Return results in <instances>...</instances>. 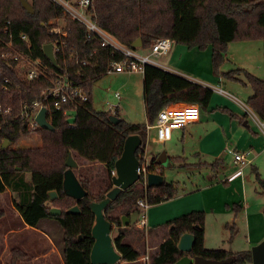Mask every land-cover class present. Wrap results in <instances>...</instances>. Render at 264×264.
Masks as SVG:
<instances>
[{"label": "trees", "instance_id": "obj_1", "mask_svg": "<svg viewBox=\"0 0 264 264\" xmlns=\"http://www.w3.org/2000/svg\"><path fill=\"white\" fill-rule=\"evenodd\" d=\"M27 1L33 9L31 15L22 9L19 0H0V105L12 104L18 111L21 102L30 105L51 87L50 81L43 76L33 81L23 78L16 62L2 57L8 49L6 44L9 41L24 55L39 60L53 75L65 74L69 81L83 89L88 100L77 106L72 126L60 112L49 110L46 118L52 131H36L42 140L41 148H3L5 142L13 146L21 137L30 133L26 122L15 120L0 130V194L10 191L16 196L14 208L28 227L38 228L43 220L58 224L62 231L63 264H91L89 256L94 243L91 235L94 215L89 205L102 201L110 188L93 195L90 192V180L80 176L77 180L88 195L78 202L66 197L62 183L67 169L64 165L67 155L74 153L87 163L102 164L106 167L108 179H111V172L122 154L126 138L138 135L144 141L146 129L122 120L119 124L112 125L107 121L111 113L96 111L93 107L91 92L94 82L106 74L111 62L120 61L121 56L108 47H102L99 39H87L85 29L76 22L67 21L66 37L52 35L49 22L60 17L61 10L48 0ZM91 13L93 21L120 44L131 48L140 39L141 48L134 49L137 51L149 49L155 38H169L175 45L187 50L197 48L199 52H205L210 48L209 64L213 77L236 80L238 72L223 73L219 70L223 62L222 52L236 38L261 40L264 61V0H94ZM7 21L10 25L5 33L4 23ZM22 34L27 36L28 44L20 40ZM46 44L59 47L58 52L54 53L56 68L43 53L42 48ZM83 61L91 65H82ZM246 77L252 91L246 105L264 122V75L262 79L249 74ZM212 96L211 89L175 72L150 65L144 68L142 97L150 125L154 123L158 112L169 103L197 105L200 112L204 113ZM216 110L236 119L225 108L217 107ZM114 115H117V111ZM245 119L243 117L241 123ZM143 148L136 152L139 162ZM182 160L184 159H175L176 162ZM215 163L216 167L220 164L219 161ZM147 168L149 172L162 174L160 167ZM253 172L256 181L264 186L256 168ZM25 174L31 175L29 182ZM50 191L57 194L51 207L61 210L59 217L48 215L51 207L47 193ZM174 192V187L164 182L157 188L146 187L144 197L149 205H155L170 200ZM128 193L129 190L121 192L103 211L105 219L112 226H121L120 218L113 217L110 213L118 204L126 201ZM73 206L79 208L78 215L66 213ZM2 215L0 212V217ZM166 225L169 228L168 238L159 245L150 264H174L186 255L177 248L180 236L185 233L195 237L192 250L187 254L189 257L214 261L233 259L232 264L251 263L250 251L234 253L204 247L202 212H191L168 221ZM114 245L121 255V262L133 263L139 259V252L124 241L121 232L115 236ZM14 253L13 264H17L19 255L18 252Z\"/></svg>", "mask_w": 264, "mask_h": 264}, {"label": "rangeland", "instance_id": "obj_2", "mask_svg": "<svg viewBox=\"0 0 264 264\" xmlns=\"http://www.w3.org/2000/svg\"><path fill=\"white\" fill-rule=\"evenodd\" d=\"M210 52V48L205 52H199L197 48L187 50L185 47L174 44L167 56L152 57L154 62L164 67V70L168 69L171 72L181 73L185 77L202 80L216 90H212L213 96L207 111L200 113V121L189 124L182 131L174 132L170 141L158 143L154 131L147 133L146 130L143 143H147L146 147L144 146L147 165L157 168L153 162L162 160L160 168L163 179L166 184H171L174 187V196L170 200L150 205L147 210L140 212L135 225L114 226V228L112 226L111 237L114 239L117 233L121 232L124 235V241L138 250L139 258L147 257L148 264L151 263L154 253L157 252L155 247L168 238L169 228L166 223L191 212H202L204 215L206 248L234 253L251 251L253 246L264 240V186L256 181L253 172V169L256 168L264 181V134L251 119L250 112L241 108L242 105L249 108L246 104L252 96L246 74L258 79L263 78V42L252 38H236L222 52L223 62L219 70L223 73L238 72L235 76L236 80L223 79L222 77L207 79V77H212L209 64ZM147 53L144 51L140 54ZM188 69L195 70L199 75ZM142 77L143 75L139 73L103 75L92 86L94 109L109 113L117 111L116 116L130 125L150 126L143 104ZM217 90H221L223 93H219ZM116 92L120 94V100L114 97ZM236 100L241 105H238ZM178 105L186 104L169 103L165 106ZM112 106H117V109L110 111ZM217 107L225 108L239 118L245 116L247 126H244L238 119H231L228 114L216 110ZM69 114L72 116L69 124H73L75 112H69ZM41 146V137L37 132H31L21 137L15 145H8L6 148L28 150L38 149ZM247 148L251 152L250 159L253 166L244 167L240 169L242 172L239 173V167L232 164V156L227 153V150L244 152ZM222 153L225 164L223 168H217L215 162L218 161V155ZM71 155L78 165L74 169L76 178L87 177L90 180V192L93 195L104 192L107 188L112 189L106 167L98 168L78 158L74 153ZM176 158L184 160L181 161L182 163L176 162ZM223 170L227 174L236 172L235 176L228 181L226 186L209 188L216 181L222 179L218 173ZM25 178L29 182L31 175L25 174ZM128 190L126 201L118 204L111 211V216L118 218L127 216L136 209L139 199L146 198L144 197L145 189L140 184L136 183ZM14 196L12 192L6 191L0 199V210L5 212L4 219L8 224H11L12 219L16 217L12 211L14 198L16 199ZM234 205L240 206L241 210L234 212ZM49 206L51 207V203ZM142 215L146 217L145 228L138 226ZM4 219L0 220V225ZM44 223L39 224L37 231L21 229L12 235L13 241L17 240L18 243L21 242L26 246L25 252L39 257L36 264H45L40 260L48 246V242L39 232L40 230L53 240L61 253L63 250L62 231L58 224L51 220ZM32 245L33 247L36 245V249L39 251H43V249L45 251L40 253L37 250H31ZM10 250L11 248H5L0 241V263H10ZM28 261V259L25 260V264H30ZM118 264L126 263L119 262Z\"/></svg>", "mask_w": 264, "mask_h": 264}, {"label": "built area", "instance_id": "obj_3", "mask_svg": "<svg viewBox=\"0 0 264 264\" xmlns=\"http://www.w3.org/2000/svg\"><path fill=\"white\" fill-rule=\"evenodd\" d=\"M51 4L58 7L61 10V16L52 19L49 24L51 26L50 33L52 35L66 37L67 21L76 22L80 24L86 31L87 39L97 38L101 42L102 47H108L113 52L118 53L121 56L120 61L111 62L106 70V74H132V73H144V68L147 65L164 69V67L153 61L156 57L167 56L174 45V41L169 38H155L151 41L149 49L145 51L147 54L143 55L138 53L137 50L126 47L120 44L114 37L102 30L92 19L91 8L94 0H48ZM9 21L4 23V32H8ZM20 40L28 44V38L26 35H20ZM7 51L2 54L5 59L12 60L17 63L19 72L23 78L33 81L37 80L39 76L47 78L51 87L41 93L39 99L35 100L32 104L28 105L26 102L20 103V108L16 111L13 105H0V130L3 127L10 125L15 120H21L27 123L28 131L36 132L40 129L36 122V116L42 108L47 110H53L60 112L70 123L71 115L69 112H75L80 103L88 100L87 94L83 89L75 85L72 81H69L65 74L53 75L48 72L46 68L37 59L24 55L18 48L12 46V42L7 44ZM53 54L58 52L59 47L52 45ZM82 65H91L90 63L82 62ZM7 83V80H4ZM5 89V86L3 87ZM219 93H223L221 90H217ZM114 97L117 100L121 99L118 92L114 93ZM238 105H241L236 100ZM241 108H245L250 112L251 119L258 125L264 134V122L260 121L258 117L247 108L242 105ZM117 109L116 107H110ZM111 114H115L114 112ZM200 118V109L197 105H178L174 107H163L152 125L145 127L147 133L154 131L156 140L158 143H166L171 140L175 131L184 130L189 123L197 122ZM73 124H70L72 126ZM147 144V143H146ZM146 144L144 146L146 147ZM145 148H143L142 155L140 154V165L137 169V173L140 176L143 187L146 188L148 165L146 162ZM227 153L232 156L233 162L240 169L247 167L251 164L250 155L251 152L246 150L244 152H236L233 150H227ZM114 170L111 172V176H114ZM149 203L146 198H141L137 201V209L143 212L148 209ZM141 228L146 227V217L142 215L140 222L138 223ZM147 260V258H146Z\"/></svg>", "mask_w": 264, "mask_h": 264}, {"label": "water", "instance_id": "obj_4", "mask_svg": "<svg viewBox=\"0 0 264 264\" xmlns=\"http://www.w3.org/2000/svg\"><path fill=\"white\" fill-rule=\"evenodd\" d=\"M22 9L29 15L33 14V9L27 0H19ZM141 40L137 39L132 45V49L141 48ZM43 53L46 59L56 68V60L53 54L51 44L43 46ZM47 110L42 108L36 116V122L42 130L52 131L51 125L48 123ZM107 121L112 125L120 123L121 119L114 114H110L107 117ZM9 144L4 143L3 148H6ZM144 147L142 139L138 135H130L126 138L123 146L121 156L116 160L114 164L115 175L111 177L112 189L108 191L105 198L96 203H91L89 208L94 215V225L91 229V235L94 240L90 251V263L91 264H118L121 262V255L116 250L114 245V239L111 237L112 224L104 217L103 211L106 207L114 202L121 192L127 191L139 180L137 169L139 168V161L136 158V152L139 148ZM154 165L159 168L162 166V160L159 162H153ZM152 163V164H153ZM67 168L63 175V192L66 197L78 202L85 198L88 193L81 187L78 182L74 169L78 167L76 161L69 153L64 163ZM164 183L163 175L161 173L148 172L146 187L157 188ZM48 201L51 203L57 199V194L54 191L47 193ZM67 214L78 215L80 213L77 206L66 211ZM62 212L59 208L52 207L48 211V215L52 217L61 216ZM121 224L123 226L135 225L138 220L137 212H133L129 217H120ZM195 242L194 235L185 233L180 236L177 244V248L181 253H184L182 258L176 261L174 264H232L233 259H225L221 261H214L204 259L202 257H189L192 247ZM251 264H264V240L259 244L251 248Z\"/></svg>", "mask_w": 264, "mask_h": 264}, {"label": "crops", "instance_id": "obj_5", "mask_svg": "<svg viewBox=\"0 0 264 264\" xmlns=\"http://www.w3.org/2000/svg\"><path fill=\"white\" fill-rule=\"evenodd\" d=\"M145 50H139L138 52L139 53H143ZM146 52V51H145ZM166 70H168V69H166ZM188 70H190V69H188ZM191 72L192 71H194L196 74H198L195 70H193V69H191L190 70ZM175 73H177V74H179V75H181L182 77H184V78H186L187 80H190V81H192V82H195V83H197V84H200V85H202V86H204V87H207V88H209V89H211V90H216L214 87H212V86H209L208 84H206L204 81H202V80H198V79H193V78H190V77H185V75H183V74H181V73H178V72H175ZM199 75V74H198ZM197 78V77H196ZM208 78H210V79H212V78H214L213 76L212 77H207V79ZM210 79H208V80H210ZM216 82H219V81H216ZM213 92V91H212ZM201 113V112H200ZM234 116H236V119H234V120H241L242 118H239L237 115H235L234 114ZM245 117V116H244ZM246 118V117H245ZM200 121V118H199V120L197 121V122H193V123H198ZM241 122V121H240ZM192 123V124H193ZM243 123V125L244 126H247V122H246V119L242 122ZM189 124H191V123H189ZM188 124V125H189ZM187 125V126H188ZM186 126V127H187ZM258 126V125H257ZM182 131V130H181ZM151 132V131H150ZM176 132V131H175ZM174 134V133H173ZM238 150V149H237ZM245 150H248V148L247 149H245ZM240 151H243V150H240ZM198 155H199V153H198ZM219 156V158H218V161L220 162V164H219V166L217 167V168H223V166H224V154L222 153V154H220V155H218ZM223 158V159H222ZM232 159V158H231ZM232 164L234 165V166H236L235 164H234V162H233V159H232ZM91 165H95L96 167H101V166H103L102 164H99V163H94V164H91ZM252 165V161H251V164L249 165V166H251ZM253 166V165H252ZM218 172V171H217ZM240 172H242V171H240L239 170V173ZM96 173H98V171H96ZM235 173L236 172H233V173H231V174H227V172L225 171V170H223L221 173H218V176H220V177H222V179H220L219 181H216L214 184H212L209 188H217V187H222L223 185H227L228 184V181L233 177V176H235ZM217 177V176H216ZM5 194V192L4 193H2V194H0V199L2 198V196ZM15 197V196H14ZM17 200V198L15 199L14 198V202ZM1 205H2V203H1ZM235 207H234V212L236 211V212H239V210H241V208H240V206H238V205H234ZM12 211L15 213V218H13L12 219V222H11V224H8L6 221H5V219H4V217H5V212L4 211H1L0 210V212H2L3 213V215L0 217V220L1 219H4V221H3V223L0 225V233H1V235H0V241L2 242V244H4V247L5 248H8V249H10L11 248V250H10V252H9V264H13L14 263V260H15V253L14 252H18V258H17V264H21V262H22V264H25V260H29L28 261V263H30V264H36V261L39 259V257H37L35 254H31L30 252H25L24 251V248L26 249V246L24 245V244H21V242H19L18 243V241L16 240V241H13V238H12V235L13 234H15V233H17V231H20L21 229H24L23 231H29V230H33V231H37V228H31V227H28L27 225H25L24 224V222L22 221V219L20 218V216L18 215V213H17V211L15 210V208L14 207H12ZM235 216H236V213H235ZM16 218H17V220H16ZM47 222V220H43V221H41L40 223H44V222ZM45 224V223H44ZM52 224V223H51ZM17 226H18V229H16L17 228ZM39 228V227H38ZM16 229V230H15ZM39 231V230H38ZM39 232H41L42 233V236L46 239V241L48 242V246L45 248V250H46V253L45 254H43L41 257V262L42 261H44L45 262V264H63V258H62V253L60 252V250H58V248L56 247V245L54 244V242H53V240H51L50 238H49V236L48 235H46L45 234V232H43V231H39ZM204 247H205V240H204ZM159 247V245L158 246H156L155 247V249L156 248H158ZM206 248V247H205ZM32 249H34V250H37V251H39L38 249H36V245L33 247V245H32V247H31V250ZM206 249H209V248H206ZM44 249H43V251H45ZM137 250V249H136ZM42 250L41 251H39L40 253L41 252H43ZM138 251V250H137ZM245 251H247V250H245ZM238 252H242V251H238ZM156 254V252L154 253V255ZM143 255V254H142ZM45 257V259L43 260V258ZM146 258L147 257H142V259H141V257L138 259V260H136V261H134L133 263H126V262H123V263H126V264H138V263H142V264H148V261L149 260H146ZM142 261V262H141ZM147 261V262H146ZM0 264H5V263H0Z\"/></svg>", "mask_w": 264, "mask_h": 264}, {"label": "flooded vegetation", "instance_id": "obj_6", "mask_svg": "<svg viewBox=\"0 0 264 264\" xmlns=\"http://www.w3.org/2000/svg\"><path fill=\"white\" fill-rule=\"evenodd\" d=\"M139 161V160H138ZM140 163V162H139ZM140 165V164H139ZM162 171V170H161ZM112 177V176H111ZM141 182V179H140V176H139V180H138V182H137V184H140L142 187H143V184L142 183H140ZM144 188V187H143ZM144 189H146V188H144ZM110 191V190H109ZM52 208V207H51ZM133 212H137V214H138V218H139V212H138V209L136 208ZM133 212H130L129 213V215H128V217L133 213ZM138 221V220H137ZM121 226H123L122 224H121ZM128 226H131V225H128ZM123 227H126V226H123ZM113 228H114V226H113ZM122 228V227H121Z\"/></svg>", "mask_w": 264, "mask_h": 264}]
</instances>
